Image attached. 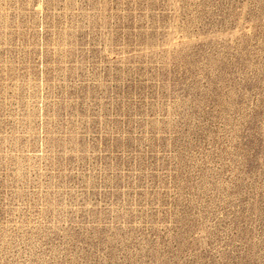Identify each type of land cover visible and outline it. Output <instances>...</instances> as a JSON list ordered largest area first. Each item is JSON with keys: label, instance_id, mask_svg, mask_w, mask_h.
<instances>
[{"label": "rangeland", "instance_id": "1", "mask_svg": "<svg viewBox=\"0 0 264 264\" xmlns=\"http://www.w3.org/2000/svg\"><path fill=\"white\" fill-rule=\"evenodd\" d=\"M0 264H264V0H0Z\"/></svg>", "mask_w": 264, "mask_h": 264}]
</instances>
